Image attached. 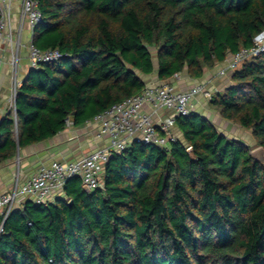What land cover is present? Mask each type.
Segmentation results:
<instances>
[{"label":"trees","instance_id":"1","mask_svg":"<svg viewBox=\"0 0 264 264\" xmlns=\"http://www.w3.org/2000/svg\"><path fill=\"white\" fill-rule=\"evenodd\" d=\"M36 1L31 41L61 57L20 80L0 162L141 92L144 76L201 77L264 26V0ZM209 103L264 149V51ZM174 127L166 147L113 151L99 187L71 176L53 201L25 198L4 220L0 264H264V162L199 112Z\"/></svg>","mask_w":264,"mask_h":264},{"label":"built area","instance_id":"2","mask_svg":"<svg viewBox=\"0 0 264 264\" xmlns=\"http://www.w3.org/2000/svg\"><path fill=\"white\" fill-rule=\"evenodd\" d=\"M15 0H0V44L11 43L12 13ZM18 18L26 22L29 29L40 22L41 14L36 0H18ZM11 49L14 73L11 84V106L14 110L16 88L20 83L17 77V62L19 59L18 46ZM264 51V26L253 36L252 44L242 47L237 52L229 54L218 66L221 76L230 75L245 59L255 57ZM61 57L57 48L39 49L32 41L27 46L29 67H37L40 62H54ZM175 72L172 77L178 78ZM202 94L210 99L213 91L206 82H198L185 89H177L169 81L147 83L143 90L135 95L114 103L94 115L85 123L90 125L96 137L106 136L108 145L90 151L75 160H52L49 164L41 165L37 171L18 183L9 191L0 192V233L9 212L14 208L19 197L30 198L35 202L53 201L63 195L65 182L71 176H78L88 189L101 186L105 163L110 153L121 151L131 142H142L166 147L176 139L174 119L177 115H186L191 111L194 98ZM149 105L153 112L160 108L171 110L172 114L165 120L154 121L144 110ZM67 125L72 122L66 119Z\"/></svg>","mask_w":264,"mask_h":264},{"label":"crops","instance_id":"3","mask_svg":"<svg viewBox=\"0 0 264 264\" xmlns=\"http://www.w3.org/2000/svg\"><path fill=\"white\" fill-rule=\"evenodd\" d=\"M13 6V41L0 44V121L9 110L14 112L10 98L14 73L12 48L16 50L15 47L18 46L17 77L19 80L22 79L29 68L27 46L31 40L32 31L26 22L19 21L18 0L14 1ZM219 65L220 63L211 69H205L203 75L199 78H191L186 73H180L178 78L171 77L169 82L177 89H185L198 82H206L213 92L219 91L230 83V75L221 76L218 74L217 68ZM144 79L147 83L162 82L154 73L144 76ZM144 110L151 115L154 121L165 120L172 114L171 110L165 108H160L153 112L149 105H145ZM191 110L201 113L215 125V121L217 123L224 122V125H228L230 122L223 119L215 107L209 103V99L202 94H198L194 98ZM13 116H15L14 113ZM173 130L178 133L176 127ZM104 145H108V138L106 136L96 137L90 125L84 123L74 126L71 123L50 138L22 148L17 147L14 156L0 162V192L11 190L15 185L16 179H18V183H22L43 164H49L52 160H75ZM25 198L19 197L14 208L18 207Z\"/></svg>","mask_w":264,"mask_h":264},{"label":"rangeland","instance_id":"4","mask_svg":"<svg viewBox=\"0 0 264 264\" xmlns=\"http://www.w3.org/2000/svg\"><path fill=\"white\" fill-rule=\"evenodd\" d=\"M215 122H216L217 128L220 129L223 133H225L228 137L238 138L246 142L247 144H249L251 150L257 147L256 142L253 139L252 135L250 134L249 130L239 126L238 124L234 122H229L228 125H224V122H221V123L219 122L217 123V121Z\"/></svg>","mask_w":264,"mask_h":264},{"label":"water","instance_id":"5","mask_svg":"<svg viewBox=\"0 0 264 264\" xmlns=\"http://www.w3.org/2000/svg\"><path fill=\"white\" fill-rule=\"evenodd\" d=\"M250 152L255 160L264 162V149L262 146H257L255 149L251 150ZM83 189L88 190L86 185H83Z\"/></svg>","mask_w":264,"mask_h":264}]
</instances>
